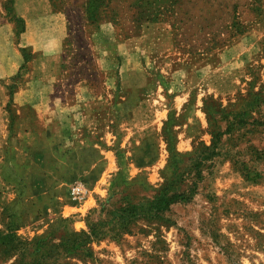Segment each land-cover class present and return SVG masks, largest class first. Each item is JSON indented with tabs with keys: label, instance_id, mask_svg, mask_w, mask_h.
I'll return each mask as SVG.
<instances>
[{
	"label": "rangeland",
	"instance_id": "1",
	"mask_svg": "<svg viewBox=\"0 0 264 264\" xmlns=\"http://www.w3.org/2000/svg\"><path fill=\"white\" fill-rule=\"evenodd\" d=\"M50 5L26 19L0 0V264H264V0ZM80 88L114 102L76 131L88 158L113 152L110 176L68 168ZM47 170L62 201L29 197ZM166 186L178 196L155 214ZM82 232L84 248H54Z\"/></svg>",
	"mask_w": 264,
	"mask_h": 264
},
{
	"label": "crops",
	"instance_id": "2",
	"mask_svg": "<svg viewBox=\"0 0 264 264\" xmlns=\"http://www.w3.org/2000/svg\"><path fill=\"white\" fill-rule=\"evenodd\" d=\"M16 7L18 9V13L21 17H24L26 19H36L43 17L44 15H49L52 11V7L50 5V0H16ZM40 59H50V61H54L56 63L54 67L55 74H51L50 80L54 82L56 79L59 78L58 74V65L62 61L61 56L58 53H55L53 55L44 54ZM39 62V61H38ZM36 65V63H34ZM47 81V82H48ZM44 84V83H43ZM80 91L83 92L82 99L80 100V103L78 105L79 115H74V119L71 121L70 126L68 127V131L70 132V135L68 137H72L68 140L67 144V153L70 154L68 157V168L72 167L73 169H78V174L81 175V177H89L94 172H99L98 176L100 178H103L105 176H110L112 174V161L113 160V152L108 151L104 148V144L101 146L97 145L96 142L94 143V147H100L101 149H104V156H102L100 151H97L99 153L97 159H92L91 156L89 158L84 154L83 147L87 146L89 147V143L86 139H79L77 132L80 131V129H85L86 133L87 126L86 123L89 120H93V118L100 116V113H105L108 109V107L113 105V100H111L109 97H111V94L108 93V91H100L96 95L89 94V91L86 88L82 89L80 88ZM92 92V91H91ZM94 93V92H93ZM116 96V94H115ZM82 101V103H81ZM89 107L86 109L85 107ZM112 108V107H111ZM89 133V132H88ZM146 147H144L143 153L146 154V156L149 155L150 148L148 143H144ZM56 145L50 146V147H42L36 151L33 152L34 157H39L43 159H50L51 157H54ZM51 151H53L51 155ZM60 153V152H59ZM57 159V158H56ZM35 160V159H34ZM50 160H53L50 159ZM91 160V161H90ZM60 160H56V163H58ZM90 161V162H89ZM73 162L72 164H70ZM51 169V168H50ZM49 170H47L48 172ZM46 173V172H45ZM43 174L42 180L39 181L37 179H31V190L29 193V197L32 199V197H42V199L52 201V200H61V197L57 193V183L60 182L63 179V175H58L53 171H49L48 174ZM63 204V202H62ZM63 206V205H62ZM64 209L69 208V206L64 205Z\"/></svg>",
	"mask_w": 264,
	"mask_h": 264
},
{
	"label": "trees",
	"instance_id": "3",
	"mask_svg": "<svg viewBox=\"0 0 264 264\" xmlns=\"http://www.w3.org/2000/svg\"><path fill=\"white\" fill-rule=\"evenodd\" d=\"M23 24H24V22H23ZM253 96L255 98V102H257V103L259 101H261V102L264 101L262 94L253 93ZM231 114L232 113H228V115H231ZM249 119H254L255 122L258 121L257 118H249ZM168 190L169 189L166 186V187L162 188L161 196H158L157 194L155 196H153L152 203H156L157 204L156 208H154V209L152 208V210L155 212V214L168 209L171 206V204L176 200L178 195L176 196L174 194L173 196L170 197L167 194ZM122 212L124 213L126 218H129L130 220L131 219H135L133 214H130V215L127 216V214H126L128 212L127 209L122 210ZM123 216H121V218ZM103 223H105V222H103ZM103 223L101 221H99V222H97L95 224L94 229H93V227H90V230H91L90 232L92 233V235H95L96 238H98V234H99V233L96 232V230L98 228H100V226ZM64 237L65 238H62V242L59 245H54V248L55 249H59V248H62V247H66L65 251L67 253H69V254H72L74 251H76L78 249L84 248L85 244H87L88 242L90 243V241H91L90 240L91 239V235L89 233H86V232L76 233V234H67ZM38 241L40 242L41 246L44 247L45 244L47 243V237H40L38 239ZM86 252L88 253L89 250H86Z\"/></svg>",
	"mask_w": 264,
	"mask_h": 264
},
{
	"label": "built area",
	"instance_id": "4",
	"mask_svg": "<svg viewBox=\"0 0 264 264\" xmlns=\"http://www.w3.org/2000/svg\"><path fill=\"white\" fill-rule=\"evenodd\" d=\"M71 192L75 199H82L85 196V189L82 184H75Z\"/></svg>",
	"mask_w": 264,
	"mask_h": 264
}]
</instances>
